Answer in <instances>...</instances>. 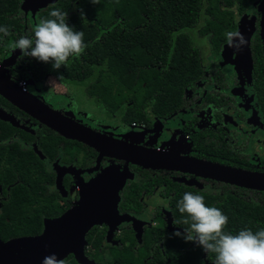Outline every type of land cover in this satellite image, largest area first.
Wrapping results in <instances>:
<instances>
[{"label": "flooded vegetation", "instance_id": "obj_1", "mask_svg": "<svg viewBox=\"0 0 264 264\" xmlns=\"http://www.w3.org/2000/svg\"><path fill=\"white\" fill-rule=\"evenodd\" d=\"M260 1L253 0L236 19L237 25L246 11L248 18L255 15L256 29L248 41L250 63L247 52L237 54L238 50L230 47L224 37L213 44L208 36L190 30L199 49L196 75L186 77L184 83L179 81L164 106L152 109L147 104L140 120H128L125 108L131 105V99L111 103L101 93L100 97L89 94L88 86L77 80L67 83L53 72L43 73L42 79H38L29 72L28 56L22 57L14 45L4 50L0 68L6 69L9 90L16 92L23 103L33 105L29 108L41 110L40 114L58 111L68 126L76 123L88 129L104 151L59 134L0 95V111L6 117L0 119L2 152L4 156L11 151L17 158L30 159L25 173L29 179L16 175L6 189L14 184L44 186L47 191L39 199L48 194L50 207L61 212L42 216L43 222L75 204L79 186L112 166L115 177L120 173L125 176L118 190L117 213L126 219L110 234L105 223L92 226L85 234V256L94 264H116L119 256L114 257L115 251L125 248L132 253H146L143 264L148 259L154 264H168L169 248L165 249V242L173 232L184 230L177 224L183 215L175 212L176 199L185 191L210 195L223 187L242 186L208 175L212 165L264 179V58L257 8ZM39 10L34 15L27 13L33 20ZM197 39L205 45H198ZM15 49L14 61L4 64ZM76 74L67 72L62 76ZM131 107L132 111L138 110L134 103ZM4 164L9 166L8 162ZM95 234L100 237L96 246L91 239ZM195 245L190 240L182 241L177 250L187 251Z\"/></svg>", "mask_w": 264, "mask_h": 264}, {"label": "trees", "instance_id": "obj_2", "mask_svg": "<svg viewBox=\"0 0 264 264\" xmlns=\"http://www.w3.org/2000/svg\"><path fill=\"white\" fill-rule=\"evenodd\" d=\"M252 1L99 0L92 3L91 0H57L40 9L35 19L49 18L52 9L65 11L66 22L83 33L82 50L69 56L65 64L56 69L50 62L28 56L29 72L38 79H42L43 73L53 72L64 82L77 80L88 86L89 94L103 95L104 100L111 103L119 99L121 104L131 99V105L125 108L128 120H140L147 104L152 109L165 105L180 85L179 81L184 83L186 77L196 75L199 49L189 31L197 30L199 36L206 35L213 44L219 43L225 30H236L237 17ZM20 3L21 0H0V25L8 29L6 34L0 33V55L14 45L20 34H30L34 26V19L29 13L24 14ZM164 33L165 36L160 35ZM101 71L109 73L97 74ZM67 72L78 74L62 76ZM122 89L136 92L130 94ZM133 103L138 110L132 111ZM2 151L0 145V238L38 234L42 216H54L61 210L50 207L48 194L39 199V195L47 191L44 186L14 184L6 189L16 175L29 179L25 173L30 159L17 158L11 151L4 156ZM6 162L9 166H5ZM202 196L205 204L214 205L228 217L224 230L234 233L245 226L254 231L264 227V192L230 186ZM179 199L175 202V212L183 215L177 224L184 229L190 220L187 213L178 211ZM169 236L165 242V249L169 248L168 264H212L214 253L203 254L198 245L181 252L177 250L178 245L186 240L174 234ZM91 239L96 246L100 237L95 234ZM115 252L114 257L119 256L116 264H143L142 258L146 255L142 250L132 253L125 248ZM59 264L78 263L69 254ZM145 264L154 263L148 259Z\"/></svg>", "mask_w": 264, "mask_h": 264}, {"label": "water", "instance_id": "obj_3", "mask_svg": "<svg viewBox=\"0 0 264 264\" xmlns=\"http://www.w3.org/2000/svg\"><path fill=\"white\" fill-rule=\"evenodd\" d=\"M57 0H21L20 9L32 15L48 4H53ZM260 11L259 30L262 39V49L264 58V0L258 4ZM255 15L248 18L247 11L237 21V32L242 34L245 43L239 48L237 54L247 52V59L250 63V53L248 49L249 37L252 30L256 29L254 25ZM34 19V25L37 23ZM18 49V48H16ZM16 49L11 52L4 64H11L16 55ZM6 69L0 68V95L9 100L12 104L23 109L32 117L45 122L54 128L59 134L81 141L101 152H104L99 146V140L88 129L72 123L68 126L65 123L60 112L51 110L49 114H40V111L29 108L33 105L23 103L16 92H11L8 88V76L5 75ZM17 87V86H16ZM10 92H8L7 90ZM19 90V87H17ZM29 106V107H28ZM4 113L0 111V119H5ZM144 158H148L147 154H143ZM212 165L209 168L211 177L242 185L248 189L263 190L264 179H258L248 172L239 171L233 168H227L221 165ZM125 176L122 173L119 177L114 176V167H106L99 176L91 179L82 186H79V195L75 204L63 211L56 217L44 218L42 222V230L38 234L22 235L11 237L7 240L0 238V264H42V259L54 253L60 262L67 255L72 254L75 261L80 264H94L89 261L84 253L86 244L85 234L95 225L107 224L109 226L108 234L112 229L119 225L126 217L118 215L117 201L118 190L121 188ZM263 182V184H261ZM170 225V223L168 224ZM169 229H173L169 226ZM180 230V229H177Z\"/></svg>", "mask_w": 264, "mask_h": 264}, {"label": "clouds", "instance_id": "obj_4", "mask_svg": "<svg viewBox=\"0 0 264 264\" xmlns=\"http://www.w3.org/2000/svg\"><path fill=\"white\" fill-rule=\"evenodd\" d=\"M98 3L99 0H91ZM49 18H41L30 34H20L14 41L23 56L50 62L53 69L65 64L71 55L79 54L83 47V33L66 22V13L52 9ZM7 27L0 25V33L6 34ZM227 44L239 49L245 39L242 34L225 30ZM179 212L187 213L190 223L183 232L173 234L193 241L208 254L214 253L212 264H264V227L255 231L247 226L235 231L224 230L228 217L221 209L204 203L199 193L183 192L177 201ZM42 264H59L54 253L45 256Z\"/></svg>", "mask_w": 264, "mask_h": 264}, {"label": "rangeland", "instance_id": "obj_5", "mask_svg": "<svg viewBox=\"0 0 264 264\" xmlns=\"http://www.w3.org/2000/svg\"><path fill=\"white\" fill-rule=\"evenodd\" d=\"M201 40V39H200ZM198 42H200L198 39L196 40V43L198 44V45H205V42L203 41V42H201V43H198ZM89 101H91L90 99H89ZM90 103V102H89Z\"/></svg>", "mask_w": 264, "mask_h": 264}, {"label": "built area", "instance_id": "obj_6", "mask_svg": "<svg viewBox=\"0 0 264 264\" xmlns=\"http://www.w3.org/2000/svg\"><path fill=\"white\" fill-rule=\"evenodd\" d=\"M22 83V82H21Z\"/></svg>", "mask_w": 264, "mask_h": 264}]
</instances>
